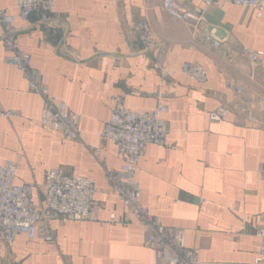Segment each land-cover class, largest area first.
Segmentation results:
<instances>
[{"label":"crops","instance_id":"obj_1","mask_svg":"<svg viewBox=\"0 0 264 264\" xmlns=\"http://www.w3.org/2000/svg\"><path fill=\"white\" fill-rule=\"evenodd\" d=\"M184 7H203L201 25L223 27L234 55L221 59L196 43L191 22L169 17L162 0H55L51 22L35 14L17 19L20 47L42 70L50 94L80 114L81 139L74 141L41 127L43 98L27 87L21 72L4 62L0 39V164L18 155L16 182L32 181L34 199L44 204L48 168L91 178L102 218L122 206L105 180L121 163L116 145L99 136L116 96L126 107L153 109L160 96L167 105L168 146L147 143L136 178L141 202L163 224L185 230V244L203 263H252L260 239L255 231L264 215V125L234 108L235 93L225 82L243 85L264 101V57L253 67L239 50L264 52V14L224 0H178ZM0 9L16 13L15 0H0ZM147 19L156 45L145 48L133 30ZM1 33V30H0ZM161 51H163L161 53ZM236 53V55H235ZM164 57L168 74L153 67ZM201 64L207 81L197 83L180 71L184 62ZM249 103V101L247 100ZM229 107L223 122L208 113ZM94 147L91 153L87 147ZM55 240L0 241V264H153L154 251L144 242L140 225H103L91 221L52 222Z\"/></svg>","mask_w":264,"mask_h":264},{"label":"built area","instance_id":"obj_2","mask_svg":"<svg viewBox=\"0 0 264 264\" xmlns=\"http://www.w3.org/2000/svg\"><path fill=\"white\" fill-rule=\"evenodd\" d=\"M224 1L249 7L258 18L264 14V0ZM54 2L55 0H15L16 13L0 9L3 60L6 64L16 67L26 81L28 89L43 98L38 119L41 127L60 133L67 139L79 141L80 114L70 111L65 101L57 100L50 94L42 70L33 65L30 54L20 47L14 26L17 19L28 20L33 14L40 23L51 22ZM204 4H216V1L205 0ZM162 8L172 19L192 23V34L196 43L216 51L223 60L231 58L233 47L229 42H219L202 30L203 7L188 8L178 0H162ZM133 30L143 47L152 48L156 45L151 24L147 19L136 20ZM239 52L253 67L258 66L264 57L263 51L250 47H243ZM153 67L160 71L162 76L168 74L161 54L154 60ZM180 71L197 83H205L208 79L204 67L196 62H184ZM225 84L234 90V102L239 108H247L245 87L231 81H226ZM229 110L227 105H221L210 111L208 118L212 122H223ZM166 112L167 105L162 96L156 106L148 110L128 108L121 96L115 97L110 117L104 123L99 136L101 139L112 141L121 158L117 169H109L105 162L101 161L109 191L121 203L120 215L111 212L106 218H102L100 203L95 198L96 188L93 180L68 174L58 167L45 171L44 204L39 203L34 199V182H16L18 155L14 159L5 160L0 164V241L11 245L18 236L24 235L29 240L52 242L55 240L53 221L59 225L68 221L83 220L95 222L100 226L135 223L142 228L145 244L154 251L153 264H264V215L261 226L255 231L260 245L252 263H203L199 261L196 251L185 244L183 228L164 225L160 215L150 213L142 204L136 172L147 143L168 146V124L164 117ZM240 113H245L251 121L252 111ZM19 115V110H0V116L6 118ZM87 149L91 153L95 150L92 146ZM259 174L264 180V158L259 165Z\"/></svg>","mask_w":264,"mask_h":264},{"label":"water","instance_id":"obj_3","mask_svg":"<svg viewBox=\"0 0 264 264\" xmlns=\"http://www.w3.org/2000/svg\"><path fill=\"white\" fill-rule=\"evenodd\" d=\"M202 30L204 33L212 36L219 42H228L229 36L226 30L217 25H211L207 24L205 27L202 26ZM232 55H234V50H232ZM236 55V53H235ZM248 64L249 61H247ZM261 93L264 94V91L260 87H256ZM245 98L249 101L248 107L247 108H239L237 103H234V108L236 109L237 112H245L246 110L252 111V117L251 121L256 122L259 125H264V101L259 100L257 95L252 92H246Z\"/></svg>","mask_w":264,"mask_h":264}]
</instances>
